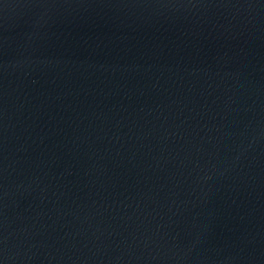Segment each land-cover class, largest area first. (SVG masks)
<instances>
[{
	"label": "water",
	"instance_id": "95a60500",
	"mask_svg": "<svg viewBox=\"0 0 264 264\" xmlns=\"http://www.w3.org/2000/svg\"><path fill=\"white\" fill-rule=\"evenodd\" d=\"M0 264H264V0H0Z\"/></svg>",
	"mask_w": 264,
	"mask_h": 264
}]
</instances>
